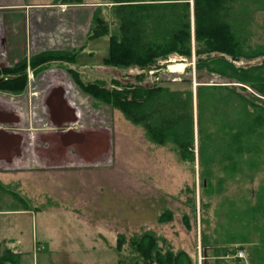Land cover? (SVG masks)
<instances>
[{
    "label": "rangeland",
    "instance_id": "374dc122",
    "mask_svg": "<svg viewBox=\"0 0 264 264\" xmlns=\"http://www.w3.org/2000/svg\"><path fill=\"white\" fill-rule=\"evenodd\" d=\"M25 1L19 8L22 0H0V68L41 51L78 54L73 64L28 69L20 94L0 91L7 113L0 115V250L10 243L29 252L31 264H136L141 258L129 240L152 231L162 250L184 249L193 264H264V94L230 78L226 63L199 70L193 39L191 58L172 53L137 82L138 67L102 63L109 36L88 38L98 8L111 20L110 0ZM186 1L193 32L194 0ZM226 7V21L246 43L237 60L225 58L237 68L260 65L264 0ZM181 58L182 71H169L166 62ZM70 67L109 88L116 79L192 91L194 161H183L171 142H151L142 126L81 90ZM79 140L87 148L73 150ZM167 210L172 219L160 223ZM119 235L126 238L121 251Z\"/></svg>",
    "mask_w": 264,
    "mask_h": 264
},
{
    "label": "trees",
    "instance_id": "16d2710c",
    "mask_svg": "<svg viewBox=\"0 0 264 264\" xmlns=\"http://www.w3.org/2000/svg\"><path fill=\"white\" fill-rule=\"evenodd\" d=\"M84 1L63 0L67 3ZM227 1L229 0H194L192 32L189 3L186 0H110L113 3L111 20L108 21L104 16L103 8H98L92 19L88 38L109 36L108 52L102 59L104 65L138 67L140 70L148 66L155 67L159 60L167 59L172 53L191 58L193 39L199 70L204 67L214 69L212 65L226 63L231 70L230 78L237 82H248L256 92L264 94V83H257L263 75L261 70L264 60L260 65L237 68L225 58L229 56L232 60H237L239 50L246 43L226 21ZM112 23H115L114 31L110 28ZM77 54L74 49L41 51L22 58L12 66L2 67L0 91L20 94L28 84V68L37 74L51 61L73 64L76 63ZM254 56L258 55H248L246 58L252 59ZM67 71L81 90L118 109L133 124L142 126L151 142L162 146L171 142L183 161H194L195 118L192 91L183 93L162 86L122 83L116 79L111 80L115 87L109 88L102 80L83 81L76 69L69 68ZM144 76L142 72L135 79L138 82ZM197 115L198 138L201 141L203 127L199 106ZM172 217L173 213L167 210L158 217V221L168 222ZM159 241V237L152 231H145L140 236L131 238L129 245L141 258L136 264L194 263L193 257L186 250H162ZM203 241L202 238V243L206 242ZM125 242V236L119 235L116 250L121 251ZM1 244L0 242V249ZM20 257V253L8 247L0 250V264H19Z\"/></svg>",
    "mask_w": 264,
    "mask_h": 264
},
{
    "label": "crops",
    "instance_id": "0c3cea01",
    "mask_svg": "<svg viewBox=\"0 0 264 264\" xmlns=\"http://www.w3.org/2000/svg\"><path fill=\"white\" fill-rule=\"evenodd\" d=\"M10 1H12V0H6V5H12V4H14L15 5V3H17L18 4V2H16L17 0H13V2H10ZM57 1L56 0H54L53 2H51L52 4H55ZM63 4H67V2H62ZM63 4H60V5H63ZM20 6H19V8H23L24 6H27V5H29L28 3H26V1L25 0H22V2L19 4ZM5 26V25H4ZM31 56V55H30ZM13 65V64H12ZM71 68V67H70ZM28 69H30V68H28ZM31 70V69H30ZM27 72H29V70H27ZM31 73H33V71H31ZM7 113H5V112H2V111H0V115L1 116H4V115H6ZM85 136V134L82 136L81 135V137H82V139H83V137ZM87 137V136H86ZM87 145H88V141H83V140H79V141H75V142H73L72 143V147L71 148H73V150H76V149H78V150H82L83 149V147H85V148H87ZM13 211H15V212H21L22 210H13ZM23 211H25V210H23ZM8 245H7V247L8 248H10V249H12L14 252H16V253H20V256H21V260L22 261H26V264H31L30 263V259H29V252H20V251H18V250H15V249H13L11 246H10V243H7ZM34 256V255H33ZM34 258V257H33ZM33 264H38V260H37V262H35V260H33Z\"/></svg>",
    "mask_w": 264,
    "mask_h": 264
},
{
    "label": "bare ground",
    "instance_id": "6f19581e",
    "mask_svg": "<svg viewBox=\"0 0 264 264\" xmlns=\"http://www.w3.org/2000/svg\"><path fill=\"white\" fill-rule=\"evenodd\" d=\"M185 61L186 60H182V59L171 60L170 64L168 65L169 71L171 72L182 71V69L186 66Z\"/></svg>",
    "mask_w": 264,
    "mask_h": 264
},
{
    "label": "water",
    "instance_id": "95a60500",
    "mask_svg": "<svg viewBox=\"0 0 264 264\" xmlns=\"http://www.w3.org/2000/svg\"><path fill=\"white\" fill-rule=\"evenodd\" d=\"M181 59H182V60H186L185 58H181ZM170 62H171V60L167 61L166 63H170ZM151 69H152V67H151V66H148V67H146V68L141 69V71L144 72V73H147V72H149Z\"/></svg>",
    "mask_w": 264,
    "mask_h": 264
},
{
    "label": "built area",
    "instance_id": "2783aa9c",
    "mask_svg": "<svg viewBox=\"0 0 264 264\" xmlns=\"http://www.w3.org/2000/svg\"><path fill=\"white\" fill-rule=\"evenodd\" d=\"M238 256H239V257H242V256H243L242 252H239V253H238Z\"/></svg>",
    "mask_w": 264,
    "mask_h": 264
},
{
    "label": "flooded vegetation",
    "instance_id": "af4514ba",
    "mask_svg": "<svg viewBox=\"0 0 264 264\" xmlns=\"http://www.w3.org/2000/svg\"><path fill=\"white\" fill-rule=\"evenodd\" d=\"M4 67H9V66H4Z\"/></svg>",
    "mask_w": 264,
    "mask_h": 264
}]
</instances>
